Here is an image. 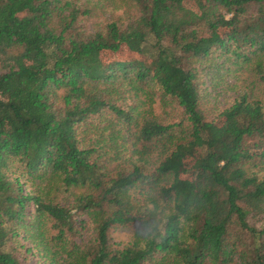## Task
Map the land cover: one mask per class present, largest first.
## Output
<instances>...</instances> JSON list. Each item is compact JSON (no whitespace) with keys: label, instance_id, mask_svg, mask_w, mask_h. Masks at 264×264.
Masks as SVG:
<instances>
[{"label":"trees","instance_id":"1","mask_svg":"<svg viewBox=\"0 0 264 264\" xmlns=\"http://www.w3.org/2000/svg\"><path fill=\"white\" fill-rule=\"evenodd\" d=\"M255 84L264 0H0V264H264Z\"/></svg>","mask_w":264,"mask_h":264},{"label":"rangeland","instance_id":"2","mask_svg":"<svg viewBox=\"0 0 264 264\" xmlns=\"http://www.w3.org/2000/svg\"><path fill=\"white\" fill-rule=\"evenodd\" d=\"M250 76L247 74H238L237 79H233L231 76L225 78V85L222 84L221 87H215L212 89L209 96L204 95V109L207 113H214L217 109L228 105L231 99L234 97V91H231L227 85H236V89L242 87L246 82L248 85L251 84ZM253 86V85H252ZM253 93L260 98H264V85L255 84L253 87ZM132 234V229L129 226L126 227H116L112 229L109 233V239L111 242H126L130 239Z\"/></svg>","mask_w":264,"mask_h":264},{"label":"clouds","instance_id":"3","mask_svg":"<svg viewBox=\"0 0 264 264\" xmlns=\"http://www.w3.org/2000/svg\"><path fill=\"white\" fill-rule=\"evenodd\" d=\"M137 223H139V221H137ZM142 239H143V237H142Z\"/></svg>","mask_w":264,"mask_h":264}]
</instances>
